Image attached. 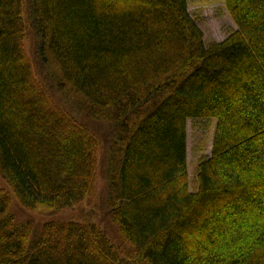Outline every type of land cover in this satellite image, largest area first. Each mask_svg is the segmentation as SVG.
Here are the masks:
<instances>
[{
  "label": "trees",
  "instance_id": "1",
  "mask_svg": "<svg viewBox=\"0 0 264 264\" xmlns=\"http://www.w3.org/2000/svg\"><path fill=\"white\" fill-rule=\"evenodd\" d=\"M28 1L0 0V264H264V0H224L237 31L208 47L189 0H31L41 64L86 119L115 128L123 255L95 224L9 213L13 199L39 214L81 204L102 148L37 80ZM199 119L216 128L192 193L187 124Z\"/></svg>",
  "mask_w": 264,
  "mask_h": 264
},
{
  "label": "rangeland",
  "instance_id": "2",
  "mask_svg": "<svg viewBox=\"0 0 264 264\" xmlns=\"http://www.w3.org/2000/svg\"><path fill=\"white\" fill-rule=\"evenodd\" d=\"M189 13L204 34V43L208 47L213 43L224 41L237 31V26L229 14L224 0H189ZM31 0L23 9V18L27 28L24 48L31 59L37 80L51 90L55 100L64 105L77 119L84 122L98 135L102 148L98 151V174L96 189L92 196L87 197L81 204L58 213L39 214L28 212L21 208L18 201L13 199L9 213L19 223L31 222L42 226L50 221L91 223L100 228L112 242L114 247L123 255L129 247L124 244L121 234L113 222L109 208L110 190L108 184V159L117 142L115 128L108 123L89 121L85 118L84 110L74 96L59 87L53 70L41 64L37 56V46L40 38L36 35V16ZM77 114H75V113ZM188 128V176L189 189L192 193L198 191L197 173L201 161L212 155L216 123L212 120H190ZM116 146V145H115ZM0 185L8 190L3 181Z\"/></svg>",
  "mask_w": 264,
  "mask_h": 264
}]
</instances>
